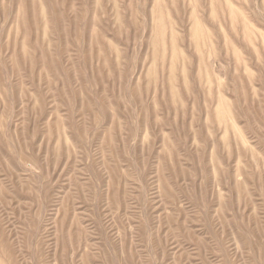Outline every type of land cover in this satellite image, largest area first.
Returning <instances> with one entry per match:
<instances>
[{
    "label": "rangeland",
    "instance_id": "374dc122",
    "mask_svg": "<svg viewBox=\"0 0 264 264\" xmlns=\"http://www.w3.org/2000/svg\"><path fill=\"white\" fill-rule=\"evenodd\" d=\"M0 264H264V0H0Z\"/></svg>",
    "mask_w": 264,
    "mask_h": 264
}]
</instances>
